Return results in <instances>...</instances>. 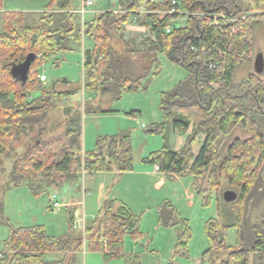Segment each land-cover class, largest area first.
<instances>
[{"label":"trees","instance_id":"16d2710c","mask_svg":"<svg viewBox=\"0 0 264 264\" xmlns=\"http://www.w3.org/2000/svg\"><path fill=\"white\" fill-rule=\"evenodd\" d=\"M71 1L50 0L47 10L31 23L23 12L0 15L3 25L0 32V169L4 168V160L11 157L13 143L19 136L42 121L56 106L54 101L59 102L73 93L57 91L55 84L44 88L39 77L41 63L51 55L68 50L70 39L79 43L82 36H87L94 42L92 49L84 51L83 89L89 94H107L113 99L144 87L142 81L160 68L158 55L163 53L168 60L185 68L188 75L170 90L160 93L162 121L152 123L147 131L162 133L170 128L184 132L191 125L192 130L181 148L173 150L164 145L144 161L157 164L169 177L191 175L192 188L203 206L210 204L221 175L238 187L236 200L230 202L234 205L233 221H222L220 203L218 216L207 220L208 247L204 254H208L210 264H264V77H260L264 70L260 74L249 73L237 83L233 80L236 69L250 59L255 29L264 27V0H176L180 8L191 12L222 11L239 17L242 31L231 37L193 14L186 17L184 26L173 27L167 33L165 28L180 15L159 12L170 7L173 0L159 3L146 0V9L151 11L143 17L138 15V10L140 2L145 0H118V10L98 11L91 19H84L81 26ZM133 16L138 25H144V19L147 20V35L138 42L124 38L125 25ZM119 40L121 48L115 46ZM217 50L223 52L222 59L217 57ZM30 52L36 58L27 80L22 83L11 75L10 69ZM211 60L219 61L216 69L208 68ZM37 88H41V93L29 100V93ZM77 108L67 107L66 112L71 114L60 133L47 139L36 137L13 160L8 184L26 183L32 187V179L41 176L47 186L57 188L63 182L78 179L82 172L114 170L122 174L133 170L127 132L99 136L91 150H82ZM83 110L105 112L97 105ZM232 123L238 124L249 137L233 139L221 156L218 143L228 134ZM201 132L205 133V139L194 155L192 145ZM256 149L260 150L258 157ZM221 201L226 203L223 197ZM2 208L0 201V223L8 225L0 264H73L83 240L89 250L100 251L107 261L135 258L134 253L123 252V237L140 235L139 216L121 201L107 198L95 218L85 224L84 236L74 233L51 236L43 225L14 227L5 219ZM67 221L73 229V215L68 214ZM158 223L164 227L181 226L176 227L174 252L186 248L191 236L189 228L169 200L158 206ZM230 228L236 231L232 246L226 244ZM226 249L228 253L221 257ZM49 252H59L63 258L47 260Z\"/></svg>","mask_w":264,"mask_h":264},{"label":"rangeland","instance_id":"374dc122","mask_svg":"<svg viewBox=\"0 0 264 264\" xmlns=\"http://www.w3.org/2000/svg\"><path fill=\"white\" fill-rule=\"evenodd\" d=\"M8 1L12 5L18 6L30 3L25 0ZM34 2L40 3L41 0H34ZM83 3L84 0L71 1V6L74 11L76 10L77 21L80 26L84 19H91L94 16L96 13L93 12L94 9L100 11L102 8V10L119 9L118 0H95V4L85 8L82 14ZM141 9L143 8L141 7ZM143 14L138 13L141 17ZM24 15L25 19L31 23L36 21L40 13H36L34 16ZM240 17L243 18V16ZM135 20L136 17L133 16L125 25V28L129 29L128 31L125 29L124 38H133L138 42L147 35V27L145 26L147 20L144 19V25H138ZM185 24L186 18L179 17L170 25L173 28ZM2 30L3 25L0 18V32ZM240 31H242L241 24ZM93 44V40L89 37L85 39L83 46L81 42L75 43L73 39H70L68 50L51 55L39 66V74L44 72L46 75V80H41L42 87L50 88V84L54 82L57 91H73V93L59 102L54 101L56 106L47 112L45 118L34 124L31 129H27L26 133H22L13 143L14 151L10 158L4 160V168L0 169V201L5 219H8L9 224L14 227L43 225L46 232L51 236L73 233L74 235H83L85 224L93 220L101 208L100 195L103 194L104 198L105 195L110 198V192L119 191L125 194L126 200L127 198L129 200V206L139 216L137 227L140 235L134 238L132 235L126 234L123 237V252L127 255L134 252V260L124 257L107 261L100 251L89 250L87 243L83 240L82 248L75 253L73 264H210L208 254H204L208 247L205 224L208 219L218 216V203H220L222 221L226 223L233 221L234 205L227 201L224 203L221 199L225 190L238 192L239 188L229 184L226 177L221 175L219 186L214 189L210 204L203 206L202 200L192 188L193 179L191 175L174 178L163 173L166 183L160 189H155L151 181L155 178L152 177L155 164L144 161V158L150 153L166 145L163 143H167L168 138L171 137V133H167L171 131L170 128L162 133L147 131L152 123L162 121V113L159 108L160 93L170 90L178 81L187 77V70L171 62L163 53H160L158 55L160 68L154 75H148L142 81L144 87H140L136 91L124 92L119 99H113L107 94H90L91 100L85 101L83 106L82 98L89 93L83 89L82 48L83 50L92 49ZM115 46L121 48V41H117ZM263 51L264 27H259L254 32L250 59L244 61L235 71L233 77L235 83L245 79L249 73L255 72L254 58L258 53L263 54ZM132 57L135 58L136 56L133 55ZM260 77H264V72ZM63 79L67 82H63ZM40 93L41 88H37L29 93L28 99L30 100ZM69 96H71V101L67 100L70 99ZM94 105L114 111L88 112L83 110V107H86L87 110L93 109ZM69 106L74 110L79 107L82 149L85 151L94 147L99 136L121 132L129 134L134 164L133 172H124L122 180L105 171L93 174L82 172L78 179L63 182L57 188L47 186L41 176L32 179V187L26 183L19 186L8 184V173L13 160L32 145L36 137L40 136L47 139L60 133L68 124L67 117L71 112L68 114L66 109ZM199 134H201L200 139L203 138L204 140L205 133ZM248 137L249 134L245 130L240 128L238 124L232 123L228 134L222 137L218 143V152L223 156L233 139L244 140ZM259 153L260 150L256 149L255 155L257 157ZM145 171L147 174L143 173ZM128 180L131 184L126 189L124 182ZM200 183L203 186L205 180ZM187 191L192 192L191 198H187ZM53 199L59 202V209L52 205ZM164 200H169L180 213V216L186 220L191 235L186 248L178 253L174 252L177 238L176 227L181 226L164 227L158 223V206ZM188 201H192V203L188 204ZM68 214L74 217L73 229L69 228ZM7 233L8 225L0 223V251L3 248ZM235 241L236 231L230 228L226 244L232 246ZM228 251L229 249L224 250L221 257H224ZM46 258L60 260L63 258V254L49 252Z\"/></svg>","mask_w":264,"mask_h":264},{"label":"crops","instance_id":"0c3cea01","mask_svg":"<svg viewBox=\"0 0 264 264\" xmlns=\"http://www.w3.org/2000/svg\"><path fill=\"white\" fill-rule=\"evenodd\" d=\"M26 2H30L29 4H27V5H24V6H18V5H12L8 0H3V2H2V7L0 8V15H1V13L2 12H23L24 14H27V15H33L34 16V14H36V13H41V12H43V11H45V10H47V5H48V3L50 2V0H41V2L40 3H36V2H34V0L32 1H30V0H25ZM103 9V8H102ZM101 9V10H102ZM104 10H106V9H104ZM76 11V10H75ZM97 11H100V10H96V9H94L93 10V12L95 13V12H97ZM93 17V16H92ZM127 31H128V29L129 28H125ZM126 30H125V32H126ZM87 38V36H82L81 37V43H82V46H83V44L85 43V39ZM76 43V42H75ZM94 45V44H93ZM92 45V46H93ZM71 48V47H70ZM88 49H90V48H87V49H84L83 50V48H82V65H83V61H84V51L85 50H88ZM41 73H44V72H41ZM40 73V74H41ZM82 75H83V71H82ZM46 80V79H45ZM63 80H65V79H63ZM62 80V81H63ZM64 82V81H63ZM179 82V81H178ZM177 82V83H178ZM176 83V84H177ZM52 84H55L54 82L53 83H51L50 85H52ZM70 97V99H67L68 101H71V96H69ZM90 98H92V96L90 95V94H87V95H85V97L83 96V98H82V103H84L85 101H89V99ZM91 100V99H90ZM105 112H110V111H114V110H112V109H106V108H104L103 109ZM143 125V124H142ZM191 131V126L186 130V131H184V132H181V131H173L172 129H171V131H169V132H167V133H171V137L170 138H168L169 139V141L166 143H163V144H166V146H169L171 149H173V150H177V149H179V148H181L183 145H184V143H185V141H186V138H187V136H188V134H189V132ZM201 138V134H199L198 135V139L193 143V145H192V151H193V154L194 155H196L197 153H198V151H199V149H200V147H201V144H202V142H203V138L202 139H200ZM202 140V141H201ZM83 150V149H82ZM83 151H85V150H83ZM160 170H156L155 168H154V172H153V176L152 177H155L153 180L151 179V181L153 182V187L155 188V189H160L163 185H165V183H166V179H165V175L163 174L164 172H159ZM105 172H107V173H110V174H114V175H116V177L119 179H121V178H123L122 176H123V174H125V173H122V174H118L116 171H114V170H112V171H105ZM133 172V171H132ZM142 172V171H141ZM98 173H102V172H98ZM144 174H147V171H145V172H143ZM142 173V174H143ZM131 174V173H130ZM174 178H176V176L174 177ZM122 180V179H121ZM130 180H128L127 182H124V187L127 189V187H129L130 186ZM186 196H187V198H191L192 196H193V194H192V192L191 191H187V193H186ZM100 197H101V199H100V202L102 203V205L100 206V207H102L103 206V204H104V202H105V200L108 198V197H106V195H105V198L103 197V194H101L100 195ZM111 199H115V200H118V201H121V202H123V203H125L126 205H130L129 204V200H128V198H127V200H126V196H125V194L124 193H122V192H119V191H113V192H110V196H109ZM188 204H191L192 203V201H188L187 202ZM130 207V206H129ZM131 208V207H130ZM7 237V236H6ZM6 239V238H5ZM138 239H140V238H138ZM131 253H134V252H131ZM205 255L203 254V257H204ZM47 260H57V259H49V258H46Z\"/></svg>","mask_w":264,"mask_h":264},{"label":"built area","instance_id":"2783aa9c","mask_svg":"<svg viewBox=\"0 0 264 264\" xmlns=\"http://www.w3.org/2000/svg\"><path fill=\"white\" fill-rule=\"evenodd\" d=\"M152 3H159L162 0H149ZM142 2V3H141ZM140 2V7H139V12L141 13H146L151 10L146 9V0ZM95 4V0H84L83 7L82 9V14L85 11V8L93 6ZM143 5V6H142ZM143 8L140 10V8ZM156 11V10H153ZM160 14H178L180 15L179 17H184L186 18L188 15L193 14V15H198L204 18L207 24H211L215 26L218 30H220L222 33H224L226 36L231 37L232 35L238 33L240 31V18L236 17L234 15H228L225 14L224 12L220 11L218 13H211V12H191L188 10H184L179 7V3L176 0L171 1L170 7L163 9L159 12ZM178 17V18H179ZM176 20V19H175ZM173 20V21H175ZM172 21V22H173ZM180 27V26H178ZM172 30V26L168 25L165 28V31L169 33ZM224 54L221 50H217V57L218 58H223ZM219 61H209L208 63V68L209 69H216L218 67ZM39 77L42 81L46 79V75L44 73L39 74ZM155 169L159 170V166L155 164ZM52 205L56 208L59 209L60 204L57 200L53 199Z\"/></svg>","mask_w":264,"mask_h":264},{"label":"water","instance_id":"95a60500","mask_svg":"<svg viewBox=\"0 0 264 264\" xmlns=\"http://www.w3.org/2000/svg\"><path fill=\"white\" fill-rule=\"evenodd\" d=\"M36 54L33 52L28 53L25 58L12 65L10 73L13 77L18 78L24 83L27 80L28 73L30 71V66L35 60ZM254 69L257 74H260L264 70V56L262 53H258L254 58ZM224 201L232 202L237 198V192L234 190H225L222 194Z\"/></svg>","mask_w":264,"mask_h":264}]
</instances>
